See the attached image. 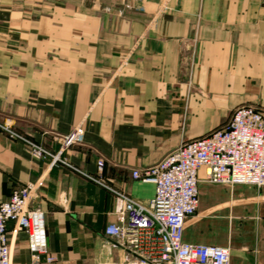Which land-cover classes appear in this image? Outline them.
Returning a JSON list of instances; mask_svg holds the SVG:
<instances>
[{
    "label": "crops",
    "instance_id": "obj_1",
    "mask_svg": "<svg viewBox=\"0 0 264 264\" xmlns=\"http://www.w3.org/2000/svg\"><path fill=\"white\" fill-rule=\"evenodd\" d=\"M241 106L264 109V0H0V125L67 163L34 157L0 126V201L32 187L53 264H123L126 250L106 235L121 195L155 196L132 172ZM201 177L184 242L264 264V188ZM8 232L12 264H49L13 222Z\"/></svg>",
    "mask_w": 264,
    "mask_h": 264
},
{
    "label": "built area",
    "instance_id": "obj_2",
    "mask_svg": "<svg viewBox=\"0 0 264 264\" xmlns=\"http://www.w3.org/2000/svg\"><path fill=\"white\" fill-rule=\"evenodd\" d=\"M1 127L22 139L34 157H51L52 164H67L61 152L52 154L44 146ZM78 127L67 137L63 149L74 141ZM97 165L102 172L104 161L99 160ZM202 171L211 184L264 188V111L238 107L223 128L183 143L154 166L132 172L134 179L155 185V196L141 203L121 195L123 208L117 221L106 228V235L119 239L126 250L123 264H230L228 247L183 240L187 219L198 211ZM33 197L32 187L26 186L15 190L8 201H0V264H12L11 222L28 236L34 261H58L48 250L44 213L30 207Z\"/></svg>",
    "mask_w": 264,
    "mask_h": 264
},
{
    "label": "rangeland",
    "instance_id": "obj_3",
    "mask_svg": "<svg viewBox=\"0 0 264 264\" xmlns=\"http://www.w3.org/2000/svg\"><path fill=\"white\" fill-rule=\"evenodd\" d=\"M251 107H255V108H257V109H259V110H261V111H264V109L263 108H260V107H256V106H251ZM32 155V154H31Z\"/></svg>",
    "mask_w": 264,
    "mask_h": 264
}]
</instances>
